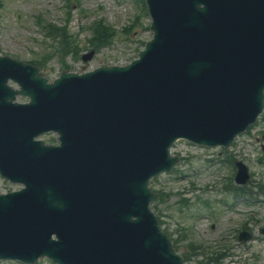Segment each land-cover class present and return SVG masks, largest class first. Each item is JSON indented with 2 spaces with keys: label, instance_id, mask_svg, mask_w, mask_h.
I'll use <instances>...</instances> for the list:
<instances>
[{
  "label": "water",
  "instance_id": "obj_1",
  "mask_svg": "<svg viewBox=\"0 0 264 264\" xmlns=\"http://www.w3.org/2000/svg\"><path fill=\"white\" fill-rule=\"evenodd\" d=\"M146 3L153 40L124 68L47 85L0 58V174L25 187L0 197V259L181 264L148 210L147 183L173 164L177 139L226 146L262 111L264 0ZM8 79L29 105H12ZM48 131L59 148L33 141ZM18 150L27 153L11 168Z\"/></svg>",
  "mask_w": 264,
  "mask_h": 264
},
{
  "label": "rangeland",
  "instance_id": "obj_2",
  "mask_svg": "<svg viewBox=\"0 0 264 264\" xmlns=\"http://www.w3.org/2000/svg\"><path fill=\"white\" fill-rule=\"evenodd\" d=\"M0 5V55L30 63L50 53L44 69L40 70L50 81L64 69L62 63L71 72L90 71L103 65H126L151 38L150 19L140 11L142 6L136 0H68V7L66 0H0ZM38 17L58 27L69 20L77 58L73 59V54L65 55L64 46L44 37L36 24ZM98 20L115 30L117 37L111 46L99 49L84 62L81 57L93 49L88 27ZM133 21L136 24L132 30L124 31ZM42 139L48 142L51 136ZM172 153L181 158L175 171L160 175L150 187L164 191L167 196L164 203H156L157 212L165 222L164 228L174 238L178 237L179 252L188 255V264H264V241L259 235L260 228H264V204L245 206L264 198V122L259 121L226 150L195 148L180 141ZM229 158L247 166L249 180L244 188L258 191L255 200L252 197L242 203L225 190L229 184L237 187ZM260 158L263 160L259 162ZM5 187L14 188L0 182V192ZM183 200H187L185 206ZM222 201H227L230 209L224 208ZM204 202H209L210 207L203 205ZM244 225V231L256 240L243 244L236 240ZM191 243L208 248L203 255L197 252L195 257L188 247ZM217 255L221 256L217 263L209 262L210 258L217 259Z\"/></svg>",
  "mask_w": 264,
  "mask_h": 264
},
{
  "label": "trees",
  "instance_id": "obj_3",
  "mask_svg": "<svg viewBox=\"0 0 264 264\" xmlns=\"http://www.w3.org/2000/svg\"><path fill=\"white\" fill-rule=\"evenodd\" d=\"M52 28L56 31L54 36L57 35L58 37H60V39L64 43V46L66 47V49L73 51L74 50V44L70 40V38L69 39L64 38L65 35H63L61 29H56L54 27H52ZM94 30H96V31H95L94 40H93L92 44L98 42V45L103 46V45H106L108 43H111V40L114 37V32L112 30H110L109 28H105V27L101 26L100 24L95 26Z\"/></svg>",
  "mask_w": 264,
  "mask_h": 264
}]
</instances>
